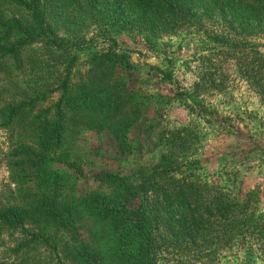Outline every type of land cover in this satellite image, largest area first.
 Returning a JSON list of instances; mask_svg holds the SVG:
<instances>
[{"label":"trees","instance_id":"obj_1","mask_svg":"<svg viewBox=\"0 0 264 264\" xmlns=\"http://www.w3.org/2000/svg\"><path fill=\"white\" fill-rule=\"evenodd\" d=\"M208 17L235 35L264 34V0H0V129L8 143L0 167L9 172L0 193V264H29L39 248H53L58 264H158L163 249L192 245L239 246L247 264L261 259L258 251L264 259L260 190L240 197L232 184L197 175L200 160L182 158L189 124L163 128L155 139L154 115L146 147L162 154L150 171L100 172L91 176L97 188L78 190L89 176L76 148L82 132L111 133L127 157L143 146L129 135L148 98L132 84L137 67L113 33L134 23L154 34L204 29ZM92 27L111 44L87 52L81 72ZM213 36L230 44L224 33ZM255 53L247 67L264 96V55ZM170 78L162 73L165 83Z\"/></svg>","mask_w":264,"mask_h":264},{"label":"rangeland","instance_id":"obj_2","mask_svg":"<svg viewBox=\"0 0 264 264\" xmlns=\"http://www.w3.org/2000/svg\"><path fill=\"white\" fill-rule=\"evenodd\" d=\"M204 25V29L188 26L154 34L141 23H134L119 34L113 33L118 50L129 53L137 67L132 84L148 98L141 121L129 135L135 146H143L139 147L138 157H127L111 133L82 132L76 148L83 155L89 176L80 179V192L97 188L93 174H127L137 166L144 171L153 168L162 154L161 149L148 153L146 147V142H150L148 120L155 115L160 118V126L152 135L155 139L163 128L192 126L193 136L182 158L188 162L200 160L195 163L197 175L220 185L232 184L228 188L240 197L259 189L264 200V96L256 73L247 67L255 52L264 55V34L235 35L216 18H206ZM223 33L230 44L214 41L213 35ZM86 40L81 72L87 69V52L107 50L111 44L98 27L86 33ZM227 49H239L248 56H231ZM168 72L171 78L165 83L162 73ZM194 98L199 103L195 104ZM7 145V135L0 129V157ZM8 181V169L2 165L0 193ZM256 254L261 259L255 264H264L261 252ZM246 257L239 246L207 251L197 245L188 251L170 246L160 252L158 264H247ZM30 258L33 260L29 264L59 262L53 248H39Z\"/></svg>","mask_w":264,"mask_h":264}]
</instances>
